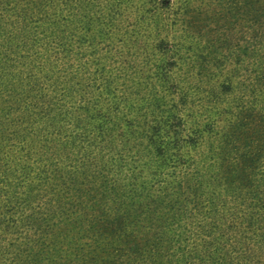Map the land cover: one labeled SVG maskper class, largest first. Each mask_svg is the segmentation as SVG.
I'll return each instance as SVG.
<instances>
[{
	"label": "trees",
	"instance_id": "16d2710c",
	"mask_svg": "<svg viewBox=\"0 0 264 264\" xmlns=\"http://www.w3.org/2000/svg\"><path fill=\"white\" fill-rule=\"evenodd\" d=\"M130 1L0 0V264H252L197 224L260 208L264 171L216 184L228 134L165 88V45L152 86L112 45Z\"/></svg>",
	"mask_w": 264,
	"mask_h": 264
},
{
	"label": "rangeland",
	"instance_id": "374dc122",
	"mask_svg": "<svg viewBox=\"0 0 264 264\" xmlns=\"http://www.w3.org/2000/svg\"><path fill=\"white\" fill-rule=\"evenodd\" d=\"M113 20L121 29L116 38L120 41L113 47H130L129 54L139 74L149 77V86L153 81L141 59L149 55L157 60L160 54L154 47L161 42L168 64L165 88L169 93L175 88L191 112L202 118L210 114L207 124L217 134H228L224 157L210 168L221 167L224 172L216 184L242 183L234 171L248 173V184L258 180L264 171V79L251 72V62L264 63V0H131ZM107 44L103 41L99 47L106 51ZM109 55L118 60L114 49ZM104 63L107 68L114 64L108 59ZM226 76L233 78L232 86ZM213 110L220 115H212ZM258 190L263 193L260 208L250 210L243 196L240 200L228 196L221 203L227 212L197 224L206 232L224 235L225 245L242 252L240 259L252 264H264L262 183Z\"/></svg>",
	"mask_w": 264,
	"mask_h": 264
}]
</instances>
